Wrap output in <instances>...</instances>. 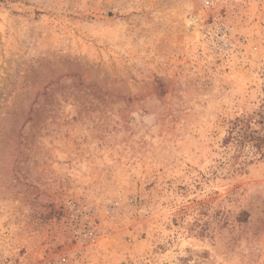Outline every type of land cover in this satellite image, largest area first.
<instances>
[{"label":"rangeland","instance_id":"374dc122","mask_svg":"<svg viewBox=\"0 0 264 264\" xmlns=\"http://www.w3.org/2000/svg\"><path fill=\"white\" fill-rule=\"evenodd\" d=\"M263 88L264 0H0V264H264Z\"/></svg>","mask_w":264,"mask_h":264},{"label":"trees","instance_id":"16d2710c","mask_svg":"<svg viewBox=\"0 0 264 264\" xmlns=\"http://www.w3.org/2000/svg\"><path fill=\"white\" fill-rule=\"evenodd\" d=\"M222 144L232 149L230 158L234 161L246 152L258 156V159L264 158V88L255 108L245 116H235L227 121ZM236 219L239 222L247 221V211H241ZM188 260L182 259V264H188Z\"/></svg>","mask_w":264,"mask_h":264},{"label":"built area","instance_id":"2783aa9c","mask_svg":"<svg viewBox=\"0 0 264 264\" xmlns=\"http://www.w3.org/2000/svg\"><path fill=\"white\" fill-rule=\"evenodd\" d=\"M7 264H12L11 262L7 263Z\"/></svg>","mask_w":264,"mask_h":264}]
</instances>
